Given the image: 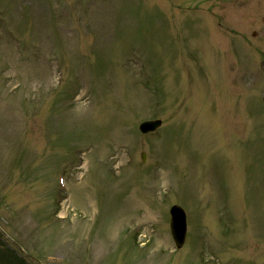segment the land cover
I'll use <instances>...</instances> for the list:
<instances>
[{
  "label": "rangeland",
  "instance_id": "374dc122",
  "mask_svg": "<svg viewBox=\"0 0 264 264\" xmlns=\"http://www.w3.org/2000/svg\"><path fill=\"white\" fill-rule=\"evenodd\" d=\"M263 88L264 0H0V225L42 264H264Z\"/></svg>",
  "mask_w": 264,
  "mask_h": 264
},
{
  "label": "water",
  "instance_id": "95a60500",
  "mask_svg": "<svg viewBox=\"0 0 264 264\" xmlns=\"http://www.w3.org/2000/svg\"><path fill=\"white\" fill-rule=\"evenodd\" d=\"M263 102H264V90H263ZM159 124V121L143 122L140 125L142 130L155 127ZM171 232L177 246H180L184 238V214L178 206L171 208Z\"/></svg>",
  "mask_w": 264,
  "mask_h": 264
},
{
  "label": "bare ground",
  "instance_id": "6f19581e",
  "mask_svg": "<svg viewBox=\"0 0 264 264\" xmlns=\"http://www.w3.org/2000/svg\"><path fill=\"white\" fill-rule=\"evenodd\" d=\"M69 198V197H68Z\"/></svg>",
  "mask_w": 264,
  "mask_h": 264
}]
</instances>
